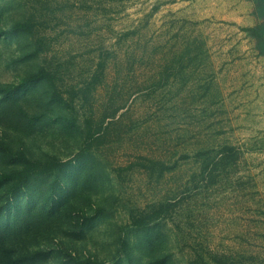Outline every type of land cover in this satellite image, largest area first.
I'll list each match as a JSON object with an SVG mask.
<instances>
[{
	"label": "rangeland",
	"instance_id": "374dc122",
	"mask_svg": "<svg viewBox=\"0 0 264 264\" xmlns=\"http://www.w3.org/2000/svg\"><path fill=\"white\" fill-rule=\"evenodd\" d=\"M0 264H264V0H0Z\"/></svg>",
	"mask_w": 264,
	"mask_h": 264
},
{
	"label": "trees",
	"instance_id": "16d2710c",
	"mask_svg": "<svg viewBox=\"0 0 264 264\" xmlns=\"http://www.w3.org/2000/svg\"><path fill=\"white\" fill-rule=\"evenodd\" d=\"M15 156L21 161L22 167L17 170H12L10 172H5L0 175V184L8 180H14L15 185H20L25 180L33 174H42L47 171H52L55 167L63 164V161L54 162V161H36L30 160L23 153L16 152Z\"/></svg>",
	"mask_w": 264,
	"mask_h": 264
}]
</instances>
